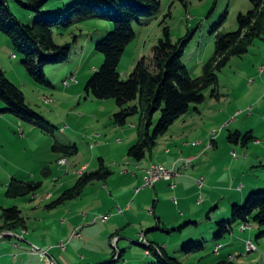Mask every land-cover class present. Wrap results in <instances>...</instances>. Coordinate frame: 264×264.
<instances>
[{"label":"rangeland","instance_id":"rangeland-1","mask_svg":"<svg viewBox=\"0 0 264 264\" xmlns=\"http://www.w3.org/2000/svg\"><path fill=\"white\" fill-rule=\"evenodd\" d=\"M75 2L83 0H51L47 8L65 10L66 6ZM161 3V11L156 17L134 24L136 38L127 47L118 68L123 81L128 80L142 58L152 60L154 47L165 37V27H169L171 39L175 43L189 34L192 35L186 50L185 65L191 78L203 76L206 63L215 54L217 36L237 31L239 15L247 14L252 9L251 0H189L187 6L180 0H161ZM10 8L24 24L35 20L15 2H10ZM113 30L114 23L102 18L87 19L68 29L56 30L55 42L59 45L71 44L72 51L68 62L45 69L50 86L40 85L33 80L11 39L0 31V67L7 78L25 92L27 104L41 113L54 127L51 133L37 129L35 134H30L28 129L23 134V129L31 126L25 122L20 125L17 123L18 118L0 113V206H3L0 208V216L3 209L17 207L25 220L24 229L27 232L22 236L23 228L19 227L13 231L12 237L0 236V264H46L41 261L39 254L31 253L34 246L44 251L50 250V257L54 256L59 261L58 264H65L59 259L57 250L53 249L55 247H51L55 246L54 228L44 230L43 223V214L48 211L43 203H52L60 196L58 189L61 184L56 181L58 174L48 178L42 175L47 165L54 170L57 166L60 155L52 150L56 140L78 144L80 153L67 158L71 164L79 160L83 162L85 156L91 157V146L97 149L98 146L107 145V142L110 146L105 150L99 149V153L105 151L104 154H113L112 156L119 158L128 155L129 149L125 150V144L129 142H126L123 131H132L131 124L138 125L140 114L130 117L125 126H116L114 114L110 113L111 103L118 107L115 101L109 100L103 104L86 93L88 81L104 63V56L97 51V44ZM262 64L264 65V40H256L246 55L233 57L225 68L216 71L219 78L216 90L218 98L214 97L217 87L207 88L204 91L205 101L202 104H193L189 112L171 127L167 138L161 144L160 150L165 149L168 143L172 145V149L177 150L176 141L183 137L182 127L187 123L190 124V136L198 132V138L204 136L206 131L212 135L206 143L209 146L208 151L202 154L205 164L196 167L201 169L207 166L212 177L209 176V181H205L202 187L198 180L203 177L197 179L196 195L191 200L194 206L186 211H176L178 220L175 221L174 232L144 228L150 244L165 248L167 254L181 264H215L218 261H229L230 256L231 264H264V239H257L264 228L256 223L247 231L237 226L234 233L228 234L226 238L218 241L215 239L220 231L218 223L231 221L235 205H243L251 194L264 191V76L260 74ZM66 81L68 85H65ZM137 103L139 102H135ZM100 105L106 106L108 111L105 113ZM5 107L0 100V111ZM161 116V111L155 114L151 134ZM237 132L242 135L239 142H231L230 135ZM132 133L137 135V129ZM248 133L260 141V144L256 140L248 145L243 144L242 138ZM118 138L123 140V144L113 147ZM212 140L216 143L210 144ZM100 156L98 155L93 166H100ZM150 159L148 155L147 160ZM191 159L194 164L195 159ZM154 160L158 162V158ZM113 162V159H107V167L113 168ZM71 164L67 169L73 171L75 168ZM163 167L167 168L164 165ZM85 168L87 171V167L82 169ZM183 171L185 173L186 170ZM25 178L43 182L41 190L34 196L9 198V184L14 179ZM121 181L125 179L122 178ZM209 188H214V191L211 192ZM49 193L54 195V199L47 198ZM91 199L87 198L89 201ZM93 223L87 226L90 229L96 228L91 235L92 241L86 235L84 240L77 239L71 243L66 239L70 249L66 254L65 250L62 252L66 258L71 256V260L80 262L78 264H89V261L81 262L82 255L87 254L89 258L96 256L95 259L101 260L102 264H162L156 256L146 255V249L139 242V236L143 232L137 234L131 231L127 234L128 239L122 240L117 247L111 241L101 243L97 227L102 222ZM3 224L0 219V226ZM248 238L257 245L258 251L248 253ZM217 242H221L223 246L221 256L216 254ZM200 245L203 249L199 248ZM115 251L117 255L122 252V258L118 256L114 259ZM105 253L106 257L103 258Z\"/></svg>","mask_w":264,"mask_h":264},{"label":"trees","instance_id":"trees-1","mask_svg":"<svg viewBox=\"0 0 264 264\" xmlns=\"http://www.w3.org/2000/svg\"><path fill=\"white\" fill-rule=\"evenodd\" d=\"M11 1L29 12V17L35 20L30 24H24L11 10ZM50 1L0 0V31L11 39L33 80L40 85L50 86L45 69L68 62L72 51L71 44L59 45L55 42V31L68 29L91 18L113 22L114 30L97 44V51L104 56V63L88 81L86 93L99 101H115L119 108L114 115V123L117 126H125L130 117L140 114L141 119L136 126L138 139L128 150L129 157L135 162H142L152 154L159 140L189 112L193 104H202L205 101L204 91L207 88L217 87L214 90V97L218 98L216 90L219 78L216 71L225 68L233 57L246 55L256 40H264V0H251L252 9L238 17V30L217 36L215 54L206 63L203 76L191 78L185 65L186 50L192 35L189 34L175 43L171 39L169 27H165V37L154 47L152 60L142 58L128 80L123 81L118 68L127 47L136 38L134 24H141L144 19L156 17L161 11V0H83L66 6L65 10H48ZM180 1L186 6L189 3V0ZM0 100L6 106L0 113L10 114L44 132L54 131L53 125L27 104L25 92L7 78L1 67ZM137 101L139 103L135 104ZM158 111H161L162 116L151 134L153 118ZM241 136L237 132L231 134L229 140L239 142ZM255 140L250 133L242 138L245 145ZM52 150L64 158L78 154L76 145H65L57 140ZM112 174L105 161L100 159L97 170L86 171L80 175L75 184L47 208L55 209L80 198L89 185L107 181ZM44 176L48 177L46 169ZM42 186V182H23L14 179L8 186L7 196L9 198L34 196ZM0 219L4 223L0 226V234L13 232L19 227L26 228L25 220L17 207L3 209ZM253 223L264 228V191L251 194L243 205H235L231 221L218 223L220 231L215 239L217 241L224 239L234 232L235 227L251 226ZM166 231L171 233L175 229ZM262 238L264 239V231L257 239ZM151 245L152 254L160 263L181 264L171 258L165 248L152 243ZM219 245H222L221 242H217L216 247ZM196 247L195 245L194 248ZM156 248H159L161 253ZM199 248L203 249L202 245ZM118 256L122 258V254L117 255L115 251L114 259ZM217 256H221V251ZM231 257L229 261H218L215 264H231Z\"/></svg>","mask_w":264,"mask_h":264},{"label":"crops","instance_id":"crops-1","mask_svg":"<svg viewBox=\"0 0 264 264\" xmlns=\"http://www.w3.org/2000/svg\"><path fill=\"white\" fill-rule=\"evenodd\" d=\"M260 74L264 76L263 64L260 69ZM106 101L101 102L105 104L104 102ZM100 108H103V111L106 113V106L100 105ZM117 108L118 107H114V103H111L110 113H113L115 115L119 109ZM18 120L19 121H17V123L22 125L23 121H21L20 119ZM28 126L31 127H26L25 130L23 129V134L26 133L28 129L30 134H35L37 132V129H39L30 124H28ZM136 126L137 123H132L131 130H136ZM189 127L190 124L188 123L182 127L183 137L176 141V145L178 146L177 150L172 149V145L170 143L167 144L165 149L163 148L162 150H160L161 144H163V140L167 138V135H165L159 140L158 145L154 149L152 154H149L151 158L150 160H147L146 158L142 162H135L129 157V155H123L119 158L117 156H112L113 154H104L105 151L99 153V149L105 150L108 148V146H110L107 142L105 143L107 145H102L101 147L98 146L97 149L91 146V149L93 150V155L89 158H86L85 156L83 162L79 160V162H73L71 164V162L67 160V158H64L62 155L58 154L60 155V157H58L56 164L57 166L55 167V170L49 165L44 167L42 175H44L45 169L46 173L48 174V177H50L51 175L55 176L58 174V178L56 179V181L61 184L58 189V193L61 196L64 191L71 188L75 184V182L80 177L83 167H87V172L95 171L99 168V166H93L96 164L95 162L98 155H101L100 159H103L105 161V164L107 163V159L109 158L113 159L114 161L113 168L109 167V169L113 173L112 176L107 181L95 182L89 185L80 198L66 202L58 208L51 209L53 210L52 212H50V209L47 208V206L51 203H43L44 205H46L45 207L48 210L47 212L45 211L43 214V216L45 217L43 221V223L45 224L44 230L54 228V233H56V236L54 238L55 246L51 245V247H55L53 249L57 250L56 253L59 254V259H62L65 264L80 263L76 262L75 260H71V256L68 258L65 257L64 254H66L70 250L69 244L66 239H69L68 241H70L71 243L75 240L77 241V239L84 240L86 238V235L88 237V240L92 241L91 235L95 233L94 231L96 230V228L90 229L87 226H89L90 223L93 222H102L101 225L97 227L99 232L98 237L101 240V243L111 241L112 244L114 239H118L117 247L122 240L128 239L127 234L131 231H135V233L137 234L139 232L147 234L144 231V228H147L148 230L151 229V231L159 229L165 231L175 229V221L178 220L175 216L176 211L179 209H184L186 211L192 206H194V203H191V200H193L196 195V188L198 186L197 179L203 177L205 178V181L208 182L209 176L212 177L207 166L201 169H196L197 166L205 164L203 160V155L208 151L209 146L206 143L209 138H212V135H209V133H207L206 131V133H203L204 136H198V138V132H194L190 136L188 130ZM132 131H123V134L126 138V142H129V144H125V146H127L125 147V150L129 149L137 142L138 136L136 135V133H132ZM49 141H51V139H49ZM257 141L258 140H256V142ZM214 143L216 142L212 140L210 144ZM63 144L76 145L78 147V144L76 143L72 144L71 142H63ZM122 144L123 140L118 138L115 143H113V147H120ZM80 150L81 149L78 147V153H80ZM204 151L206 152L204 153ZM156 154L158 156H156ZM186 157L194 158L195 161L192 166V169H187L185 173L183 171V176L177 177L173 181H159L155 184L153 188H147L144 186V179L146 176L145 171L150 166V164H160L162 166H166L167 168H172L176 166L177 168L181 169L183 164L182 160ZM154 158H158V162H155ZM86 161L87 163H85ZM70 164L73 168H75V170H68ZM122 178L125 179L126 182H122ZM20 181L29 182L32 180H28L25 178V180ZM172 185H175V187H173ZM210 190L211 192H213L214 188ZM88 197L89 199H92L89 201L87 200ZM47 198L52 200L54 199V195L52 193H49L47 195ZM2 207L3 206H0V208ZM119 209H121L122 212H120ZM147 211L148 215H146ZM104 217H107L108 220L104 221ZM191 223H194V221H191ZM195 223L197 224L198 222L195 221ZM76 231H79L81 237H74V233ZM9 233L10 234H6V232H4L3 235L0 234V236L12 237L11 235L14 232ZM24 233L27 234L26 229L23 228V232L21 235L23 236ZM246 241L253 240L248 238ZM62 242L67 243V250H65L64 254L62 253L63 250L61 248H56L57 246L59 247L60 243ZM105 252L108 253V251ZM95 253L97 254L98 252ZM107 253H105V255H102V257H106ZM119 253L122 254V252ZM53 258L55 259L54 256ZM95 258L97 257L90 256L89 258L87 254H83L81 262L89 261V264H102L101 260H96ZM58 263L59 261L57 262V264Z\"/></svg>","mask_w":264,"mask_h":264},{"label":"built area","instance_id":"built-area-1","mask_svg":"<svg viewBox=\"0 0 264 264\" xmlns=\"http://www.w3.org/2000/svg\"><path fill=\"white\" fill-rule=\"evenodd\" d=\"M75 81V80H74ZM68 85V84H65ZM259 144V141L257 142ZM236 155V154H235ZM183 164H182V168H177L176 166L173 167L172 169H167L165 167H163L162 165H157V164H152L150 168H148L146 170V176H145V181H144V186L147 188H153L155 186V184L159 181H173L175 178L180 177L183 174V170H187V166H193V160L191 158H184L182 160ZM84 173V170H83ZM83 175V174H80ZM205 182V178H201L198 180V184L200 187H202L204 185ZM173 187H175V185H172ZM120 212L121 209H119ZM104 221H107L108 218L104 217L103 218ZM251 226L250 225H244L242 226V230L246 231L247 229H249ZM74 237H81V234L79 233V231H76L74 233ZM139 241H143L144 243H148V241H146V235L144 233L140 234L139 236ZM118 243V239H114L113 240V245L116 246ZM59 247L64 251L67 249V243L66 242H62L60 243ZM222 245H219L216 247V253L219 254L221 249H222ZM156 250L158 252L161 253V250L159 248H156ZM247 251L248 253H252V252H256L258 251L257 249H253L252 243L251 241L247 242ZM32 254H39V258L41 259V261L46 262V264H57V261L53 258L50 257L49 251H44L42 249H39L38 247H32L31 250ZM147 256H152V253H146Z\"/></svg>","mask_w":264,"mask_h":264},{"label":"bare ground","instance_id":"bare-ground-1","mask_svg":"<svg viewBox=\"0 0 264 264\" xmlns=\"http://www.w3.org/2000/svg\"><path fill=\"white\" fill-rule=\"evenodd\" d=\"M73 80H74V79H73ZM65 84H68V82L66 81ZM46 101H47V102H50V100H46ZM191 167H192V166H187V169H189V168H191ZM83 170H84V173H85L86 169H83ZM83 170L81 171V174H84V173H83ZM146 241H148L147 238H146ZM139 242L141 243L142 246H145V247H146V253H152V251H151V247H152V245L150 244L149 241H148V243H144L143 241H139ZM251 243H252L253 249H257V250H258L257 245L254 244L253 241H251Z\"/></svg>","mask_w":264,"mask_h":264}]
</instances>
